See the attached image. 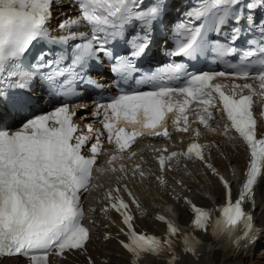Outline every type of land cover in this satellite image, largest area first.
Segmentation results:
<instances>
[{
  "label": "snow or ice",
  "instance_id": "obj_1",
  "mask_svg": "<svg viewBox=\"0 0 264 264\" xmlns=\"http://www.w3.org/2000/svg\"><path fill=\"white\" fill-rule=\"evenodd\" d=\"M75 2L79 15L58 25L67 34L53 36L48 23L54 0H0V256L21 255L30 264H48L53 251L60 257L73 250L86 252L91 228L83 223L82 196L103 187L97 181L106 173L115 175L117 184L106 191L101 211L106 216L110 210L120 215L127 229L120 231L127 240L119 243L130 254L129 264H140L146 255L165 252L170 253L167 264H180L173 239L178 235L182 252L196 255L201 241L182 233L175 221L165 216L156 217L167 225L163 238L138 233L130 204L120 195L123 190L142 212L139 200L124 181L139 178L143 182L155 174L143 167L144 157H138L133 146L145 136L170 140L174 132H192L193 142L183 151L153 149L162 173L156 180L166 186L163 173L175 171L182 160L201 161L219 177L225 203L217 209H205L184 197L194 216L192 228L208 232L211 225L214 237H228L236 249L254 242L253 217L244 205L248 200L254 203V187L264 178V136L257 138L253 111L255 104L264 101V15L256 17L257 11L264 13V0H191L183 19L172 28L174 47L168 55L196 60L211 52L212 62L226 70L189 71L188 64L172 62L144 73L135 80L137 87L121 89L118 95L96 105L92 115L103 129L88 124L86 133L74 122L77 113L68 103L28 118L36 103L34 84L39 82L52 95L66 96L75 95L79 83L101 87L87 76L91 62L98 61L101 53L108 59L111 73L125 81L132 78L140 72L137 61L150 50L154 28H167L168 2ZM133 22H139L140 32L129 40L126 26ZM74 27L89 28L90 33L71 31ZM120 39L129 46L123 55L108 47ZM241 39L244 45L238 46ZM70 41L75 43L70 45ZM237 54L235 61L227 59ZM214 110L228 121L221 134L229 137L234 131L249 151L245 180L235 201L229 182L206 159L205 152L215 145L198 142L201 131L193 128L196 123L218 131L219 126L210 124L216 119ZM8 115L20 117V125L11 127ZM137 125L143 131L137 130ZM128 126H132L130 130ZM105 139L113 146L111 153L104 148ZM102 155L107 156L106 166L98 165ZM137 158L141 163H135ZM125 159L132 163L131 168L116 163ZM177 183L183 185V181ZM214 211L219 212L215 219ZM104 239L111 236L106 233ZM88 264H95L91 257Z\"/></svg>",
  "mask_w": 264,
  "mask_h": 264
},
{
  "label": "bare ground",
  "instance_id": "obj_2",
  "mask_svg": "<svg viewBox=\"0 0 264 264\" xmlns=\"http://www.w3.org/2000/svg\"><path fill=\"white\" fill-rule=\"evenodd\" d=\"M214 136L226 155L224 158L220 154L215 153L213 157L215 163L219 164L222 168H225L226 162H231L235 164L237 173L242 171L246 157L239 139L237 137L236 139H229L230 136L224 137L220 134H216ZM139 161L140 160L137 158L135 163ZM186 162L190 166L189 170H184L179 166L175 171L171 172L173 185H170V187L160 185V183L157 182V180H153L151 176L144 179L143 182H140V184H137V188L140 192H142L143 186H146L147 189H149L152 200L147 201V205L154 213L156 211H163V203L168 201L181 218L187 217L189 220V213L186 207L183 206L176 197V194H178L182 188V185L177 183L179 179H182L183 183L187 186H199L200 192L198 193V197L204 202H211V198H219L222 196L223 187L218 178L210 173L208 169L203 171L204 167L202 162ZM127 165L129 168L132 167V163L130 162H127ZM249 206L251 207L253 217L262 224L259 240L254 241L248 249H243L237 255L226 256L227 259H224L225 253L221 248H218L219 251L208 248L206 252L200 250L201 255L199 259H195L191 256H185L182 264H264V178L260 179L257 191L254 195V203L250 201ZM142 222L146 226L151 227H155L160 224L158 222H150L146 218H143ZM90 248L95 252H100L105 257H108L107 262L97 261L96 264H129V259L124 254V250L121 249L116 241H102L96 238L90 243ZM257 248H259L260 254L257 253L255 255V250ZM120 252L122 254H120ZM149 263L163 264L160 260H149ZM5 264H21V262H13L7 259Z\"/></svg>",
  "mask_w": 264,
  "mask_h": 264
},
{
  "label": "rangeland",
  "instance_id": "obj_3",
  "mask_svg": "<svg viewBox=\"0 0 264 264\" xmlns=\"http://www.w3.org/2000/svg\"><path fill=\"white\" fill-rule=\"evenodd\" d=\"M259 248H260V247H259ZM259 248H257V249L255 250V255H256L257 253L260 254Z\"/></svg>",
  "mask_w": 264,
  "mask_h": 264
}]
</instances>
